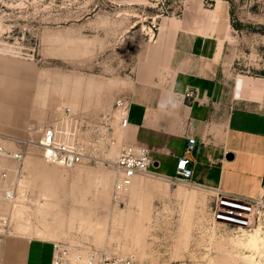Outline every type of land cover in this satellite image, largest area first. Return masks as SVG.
Segmentation results:
<instances>
[{
    "label": "rangeland",
    "instance_id": "374dc122",
    "mask_svg": "<svg viewBox=\"0 0 264 264\" xmlns=\"http://www.w3.org/2000/svg\"><path fill=\"white\" fill-rule=\"evenodd\" d=\"M205 1L211 8L212 1ZM186 3L0 0V50L44 71L48 89L60 87L55 100L62 105H68L71 89L78 108L89 106L77 121L81 162L51 164L36 147L29 148L13 204L0 202L1 212L12 208L7 231L0 226V243L6 233L16 232L135 264L262 260L264 244L252 261L247 256L252 251L241 243L256 232L264 236L262 229L239 234L212 222L213 196L204 187L156 173H138L125 189L115 187L120 175L114 162L125 146L118 118L135 67L154 49L163 22L181 18ZM229 13L228 75L264 77V0H229Z\"/></svg>",
    "mask_w": 264,
    "mask_h": 264
},
{
    "label": "crops",
    "instance_id": "0c3cea01",
    "mask_svg": "<svg viewBox=\"0 0 264 264\" xmlns=\"http://www.w3.org/2000/svg\"><path fill=\"white\" fill-rule=\"evenodd\" d=\"M211 1L208 8L205 0H187L183 16L164 21L154 49L140 56L126 97L123 144L147 147L151 170L174 178L190 130L195 138L193 184L260 197L264 77L228 75L229 0ZM44 78L34 63L0 50V133L39 137L44 126L58 125L66 107L83 118L89 106L78 108L77 92L68 90L69 103L62 105L55 100L60 87L48 89ZM189 89L197 91L196 98L186 95ZM53 242L8 232L0 243V264H51Z\"/></svg>",
    "mask_w": 264,
    "mask_h": 264
},
{
    "label": "built area",
    "instance_id": "2783aa9c",
    "mask_svg": "<svg viewBox=\"0 0 264 264\" xmlns=\"http://www.w3.org/2000/svg\"><path fill=\"white\" fill-rule=\"evenodd\" d=\"M186 95L196 98L197 91L189 89ZM77 121L70 108L66 107L58 120V125L44 126L39 137L35 139L33 137L21 139L0 133V202L13 204L19 179L24 173V160L31 146L36 147L43 159L49 163L72 167L83 160V147L75 140ZM127 124L125 103L119 114L118 126L124 128ZM194 150L195 138L188 130L186 145L182 155L177 159L174 176L187 184H193L191 162ZM114 166L120 175L115 181V187L120 190L125 189L136 174L154 173L150 168L149 149L142 145L122 147ZM204 188L211 191L213 196L214 204L210 212L212 222L231 227L239 234L242 231L252 232L257 227L264 232V179L261 184L262 195L255 198L238 197L223 191L220 187ZM11 211V206L8 211H0V226L5 232L10 226ZM51 264H135V262L126 257H111L105 252L92 249L82 251L64 242L54 241Z\"/></svg>",
    "mask_w": 264,
    "mask_h": 264
},
{
    "label": "bare ground",
    "instance_id": "6f19581e",
    "mask_svg": "<svg viewBox=\"0 0 264 264\" xmlns=\"http://www.w3.org/2000/svg\"><path fill=\"white\" fill-rule=\"evenodd\" d=\"M44 161H46V160L44 159ZM51 164H56V163H51ZM58 165H60V164H58ZM18 184H19V182H18ZM186 196L188 197L189 195H186ZM25 229L26 228H23V229L19 228V231L22 232V231H25ZM241 243L245 248L252 251V254L247 255V256H249V257L252 256L251 259L253 261L254 252H256L259 249V247L264 244V236H261V235H259V233L256 232L254 235L247 238L246 241H243ZM253 264H264V262L262 260L258 259V260L253 261Z\"/></svg>",
    "mask_w": 264,
    "mask_h": 264
}]
</instances>
